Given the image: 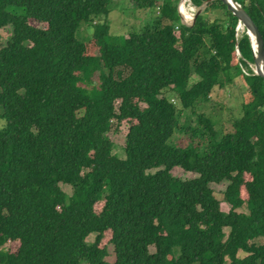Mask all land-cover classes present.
<instances>
[{
  "label": "trees",
  "instance_id": "1",
  "mask_svg": "<svg viewBox=\"0 0 264 264\" xmlns=\"http://www.w3.org/2000/svg\"><path fill=\"white\" fill-rule=\"evenodd\" d=\"M111 1L0 0V264H264V78L239 18L214 1L188 28L180 0H129L156 18L116 38ZM235 1L264 44V0ZM229 86L244 100L221 134L198 108Z\"/></svg>",
  "mask_w": 264,
  "mask_h": 264
},
{
  "label": "rangeland",
  "instance_id": "2",
  "mask_svg": "<svg viewBox=\"0 0 264 264\" xmlns=\"http://www.w3.org/2000/svg\"><path fill=\"white\" fill-rule=\"evenodd\" d=\"M183 0L179 1V11L180 5ZM187 4V3H186ZM185 4V5H186ZM187 8V5H186ZM110 33L116 38H120L123 35H128L129 32L136 31L139 28L147 27L150 25L154 18H156V10H141L136 8L129 0H112L110 5ZM196 10V8H195ZM181 15V14H180ZM219 11H213L210 14V18L218 17ZM41 28H46L45 25H38ZM12 30L10 28L4 29L1 31L3 42L6 43L12 35ZM245 33V30L241 29L239 37H242ZM93 32L92 29H87V26H83L79 33V39L83 41H88L92 39ZM119 40V39H118ZM91 44V43H90ZM239 54V49H238ZM171 95V92L168 93ZM175 104L179 106V102L176 98H173ZM244 96L242 95V90L238 87L229 86L225 90H219L217 93L213 94V97L207 104L202 105L198 108V111L204 113L208 117H213L215 123V129H217L221 134H225L230 126L235 122V120L241 116L242 104ZM189 112L182 114V121L188 120ZM195 117H192L190 125L195 126ZM128 125L122 124L119 128V131H116L115 128L109 133V138L114 144L113 153L116 154L120 159L124 158V143H126V135L128 133ZM187 137V136H186ZM172 142L174 144H184L186 138L182 133H176L173 137ZM172 175L175 178L181 180H187L196 177L192 173L183 171L181 168H174L172 170ZM228 184L224 183L221 185H212L211 188L214 192V197L220 200L223 205L222 209L225 213L231 211V207L225 204L224 192ZM62 189L67 193L68 196H71V188L67 185H61ZM244 198L247 199V196L244 193ZM248 213L246 210L242 211ZM228 233V231H227ZM110 237H106L104 244H107ZM95 235H91L88 238V242H94ZM258 244H264L263 241H259ZM4 250L15 251L18 249L17 242H7L4 247ZM151 251H155L152 247ZM241 255L245 253L241 252Z\"/></svg>",
  "mask_w": 264,
  "mask_h": 264
},
{
  "label": "water",
  "instance_id": "3",
  "mask_svg": "<svg viewBox=\"0 0 264 264\" xmlns=\"http://www.w3.org/2000/svg\"><path fill=\"white\" fill-rule=\"evenodd\" d=\"M214 1H222L224 4H226L232 13L239 18L240 20V26L238 28V34L240 33L241 29L245 30L246 36H248L249 41L251 43V48L253 52V56L255 59V64H249L250 68L254 72L255 75L261 76L264 78V44L262 41V38L260 37L252 19L250 16L246 13L243 6L238 3L235 0H206L202 5L196 8L193 14V18L191 23L188 25L183 20L182 16L180 15L179 11V18L181 21V24L185 27L191 28L197 17L204 14V11L209 6L210 3ZM239 55L241 57V52L239 50ZM253 66L257 67V70L254 69Z\"/></svg>",
  "mask_w": 264,
  "mask_h": 264
},
{
  "label": "bare ground",
  "instance_id": "4",
  "mask_svg": "<svg viewBox=\"0 0 264 264\" xmlns=\"http://www.w3.org/2000/svg\"><path fill=\"white\" fill-rule=\"evenodd\" d=\"M187 3V4H186ZM183 4V6L186 4V5H188V0H183L182 2H181V5ZM187 9H188V11H189V14L192 16L193 15V13H194V11H195V8H193L192 6H187ZM254 67V69L255 70H257V67L256 66H253Z\"/></svg>",
  "mask_w": 264,
  "mask_h": 264
},
{
  "label": "built area",
  "instance_id": "5",
  "mask_svg": "<svg viewBox=\"0 0 264 264\" xmlns=\"http://www.w3.org/2000/svg\"><path fill=\"white\" fill-rule=\"evenodd\" d=\"M188 5H189V6H192L193 8H195V7L191 4V0H188ZM188 5H187V6H188ZM193 14H194V13H193ZM192 18H193V15H192ZM192 18H191L190 22H189V23H186V24L189 25V24L191 23V21H192ZM181 25H182V24H181Z\"/></svg>",
  "mask_w": 264,
  "mask_h": 264
}]
</instances>
